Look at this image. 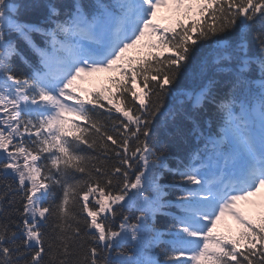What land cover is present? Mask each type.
I'll list each match as a JSON object with an SVG mask.
<instances>
[{
    "label": "snow or ice",
    "instance_id": "obj_1",
    "mask_svg": "<svg viewBox=\"0 0 264 264\" xmlns=\"http://www.w3.org/2000/svg\"><path fill=\"white\" fill-rule=\"evenodd\" d=\"M169 6L182 19L161 30L157 10ZM37 7L39 23L23 18ZM145 37L150 51L137 68L125 54ZM209 40L215 49L199 61V90L186 95L194 106L215 105L223 123L190 163L169 168L167 149L150 144L153 127ZM165 49L171 55L154 54ZM17 58L28 73L17 74ZM112 71L120 79L111 80L119 95L107 90L111 108L99 103L102 94L73 95L82 74ZM138 78L143 95L129 87ZM89 104L114 108L128 123L112 120L110 132ZM166 172L174 193L160 183ZM262 188L264 0H0V264H160L161 244L170 245L165 264H264V223L253 226L237 210ZM123 206L141 211L135 223ZM158 215L170 217L169 240ZM226 215L241 225L239 239L213 238Z\"/></svg>",
    "mask_w": 264,
    "mask_h": 264
},
{
    "label": "trees",
    "instance_id": "obj_2",
    "mask_svg": "<svg viewBox=\"0 0 264 264\" xmlns=\"http://www.w3.org/2000/svg\"><path fill=\"white\" fill-rule=\"evenodd\" d=\"M20 2L37 4V5H46L48 3L61 4L66 2V0H20ZM89 2V0H85ZM43 9L40 7L29 8L26 12L23 13V18L29 22L39 23L42 20ZM199 19V17H194ZM205 20L208 19V14L204 17ZM183 23L188 26L190 25V20H183ZM167 26V22L165 24ZM176 27V25H175ZM179 31V29H176ZM195 35V34H193ZM255 33H253L254 37ZM34 40L37 41L38 34H34ZM252 39V37H250ZM23 46V45H22ZM252 46L256 49L255 41L252 39ZM215 45L212 40L204 42L203 48H201L197 53V60L194 61L188 69L178 78L175 90L173 93L164 99V104L161 109L162 115L157 117V122L154 124L153 131L154 137L150 141V144L159 150V147L163 145L167 149L168 154V167L176 168L178 165L187 164L191 155L197 149L200 150V146L207 141L210 135L214 136L220 131L223 121L219 118L216 107L213 104L205 103L202 107L196 108L194 110L188 104L181 103L178 105L177 97L183 94L184 92L189 91L192 87L198 86L201 82V77L199 75V61L200 59L210 60L214 54ZM134 50V49H132ZM139 50V49H135ZM258 51V49H256ZM150 49L136 51L133 54L129 53L125 55L126 59H131L133 61L134 67H141L140 61L148 57ZM155 55L160 57H166L171 55V52L167 49L161 51H155ZM124 67L127 68V64H124ZM25 65H19L17 67V74H25ZM88 82H94L95 86L99 90L97 96H101L99 101L100 104L104 105L105 108H111L105 97L109 94L107 90H111L113 95H119L115 86L111 83L113 79H120V73L115 72H98L92 73L91 75H85ZM143 84L139 80L135 86L129 85V87H134V90L139 94L141 93V88ZM131 99V97H128ZM135 107L138 109L139 104L136 103ZM96 118L104 122L108 131H112V120L119 118L123 120L124 123H128L127 119L122 116L121 113H118L113 108L112 112H106L104 108L102 110L92 111ZM84 125L81 124V126ZM117 127H119L117 125ZM122 131V129H121ZM111 142H109L110 144ZM131 143V142H130ZM86 154L99 156V158L106 163L108 167H115L118 164V160L114 155L108 157L100 156L99 153H92L91 150L85 149ZM173 177L171 173L166 172L163 177L160 178V183L165 186V191L169 193H174L176 190L170 185L172 183ZM178 180V177H177ZM182 183V182H181ZM59 192V190H57ZM151 194V193H147ZM174 199V195H169L165 197V200ZM121 208V206H115ZM129 208L123 206L122 212L123 215L129 217L130 223L136 222V217L140 216L142 213L140 210L134 208ZM175 211V209H171ZM243 212V219L248 222H251V225L258 226L261 223H264V215L257 207H246ZM86 215V213H84ZM121 217H117L115 227L118 228ZM170 217L167 216H157L156 227L165 233L163 240H169L170 237L167 235L170 227ZM219 229L218 236L224 237L226 240H236L239 239L241 231H243L241 225L235 220L229 219L224 216L216 225ZM244 241H241V250L244 248ZM170 245L161 244L155 251L157 258L160 264H165L164 252L168 250ZM230 247V245H229ZM259 247V245H258ZM181 260L187 259V254L180 257ZM194 264V262L192 263Z\"/></svg>",
    "mask_w": 264,
    "mask_h": 264
},
{
    "label": "rangeland",
    "instance_id": "obj_3",
    "mask_svg": "<svg viewBox=\"0 0 264 264\" xmlns=\"http://www.w3.org/2000/svg\"><path fill=\"white\" fill-rule=\"evenodd\" d=\"M90 200H92V198L90 197ZM117 206V205H116ZM262 209L264 210V205L262 206Z\"/></svg>",
    "mask_w": 264,
    "mask_h": 264
}]
</instances>
